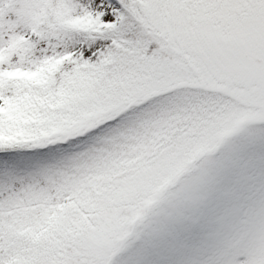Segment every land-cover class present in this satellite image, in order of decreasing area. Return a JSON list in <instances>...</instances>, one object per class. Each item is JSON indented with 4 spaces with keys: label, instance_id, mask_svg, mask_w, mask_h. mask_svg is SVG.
I'll return each instance as SVG.
<instances>
[{
    "label": "rangeland",
    "instance_id": "obj_1",
    "mask_svg": "<svg viewBox=\"0 0 264 264\" xmlns=\"http://www.w3.org/2000/svg\"><path fill=\"white\" fill-rule=\"evenodd\" d=\"M244 8L250 14L243 18ZM122 9L119 0H0V80L14 71L35 86L43 71L76 61L115 84L108 93H83L80 102L96 112L111 100L141 96L153 78L147 73L187 78L189 65L164 38L170 35L191 55L192 68L238 88L249 104L241 121L234 126L241 107L213 89L157 97L52 157L18 169L0 163V222L18 227L6 208L26 203L18 206L29 221L23 228L39 240L46 203L52 216L67 215L70 225L60 219L52 240L67 251L58 264H188L184 258L197 261L211 244L219 248L195 264H264V0L173 1V27L163 19L165 33L147 36L135 54L111 39L58 35L43 22L62 15L111 30L125 22ZM77 96L73 90L72 99ZM5 110L0 94V114ZM217 115L225 118L210 123ZM159 181L172 183L151 192ZM140 195L144 200L137 201ZM0 230L1 243L7 228Z\"/></svg>",
    "mask_w": 264,
    "mask_h": 264
},
{
    "label": "trees",
    "instance_id": "obj_2",
    "mask_svg": "<svg viewBox=\"0 0 264 264\" xmlns=\"http://www.w3.org/2000/svg\"><path fill=\"white\" fill-rule=\"evenodd\" d=\"M119 1L123 6L120 17L125 22L112 30L92 29L87 24H80L72 17H67L64 20L62 15L46 16L43 22H47L55 28V33L58 35L81 34L86 41L100 38L114 39L122 49L135 54L141 52V45L145 42L148 43L149 36H161L165 33L162 30L163 19L173 25V1L185 5V0ZM242 2L245 5L250 4L249 0H242ZM199 6L202 7L201 4ZM28 11L32 20L37 17L38 14L33 9L29 8ZM129 18L131 22L126 24ZM34 21L36 20L34 19ZM169 47L174 55L179 56L187 64V67L189 65L187 78H184L186 77L184 74L174 71L172 75H168V71L157 75L160 70L155 73L146 72L153 78L146 85V90H143L145 86L136 90H143L141 96L138 98L121 97L117 101L111 100L112 104L109 107L96 112H91L92 109L85 105V101L80 102L81 96L86 92L99 94V91H104V93H108V87H113L114 83L108 76L99 75L98 70L85 69L76 61L62 63L45 70L40 77V83L35 86L30 85L22 75H16L14 78L6 76V79L0 80V94L8 104V110L0 115V138L4 139L0 141V163H8L15 169L27 167L32 163L25 164V162L52 157L58 151L71 148L78 142L97 135L101 129L118 122L121 117L130 112L131 108L148 104L157 97L168 95L180 88L207 89L211 79H216V77L208 79L199 70L192 68L191 58L178 46L170 44ZM226 80L236 95L240 96L238 88L233 86L229 79ZM86 88L87 90L84 91ZM73 90L80 95L77 96L79 104L77 100L72 99ZM99 99L101 101L103 97H99ZM230 102L235 106H241L235 100L231 99ZM244 113L245 108L239 116L235 117L234 126L241 121ZM224 118L225 116L219 115L218 121L217 118H212L210 123L218 125L217 122H222ZM221 125L223 130L229 129L227 123ZM164 182L152 185L151 190H158V185L164 187L172 183L171 181ZM160 191H162V187ZM11 202L15 205L9 204L6 209L16 215L20 223L15 228L14 222H0V227L4 225L7 228L6 236L0 243V264H37V261L43 264L47 260L57 261L58 264L59 258L66 257L67 251L58 245L54 246L52 240L55 233L61 228L60 219L65 224L70 223L68 216L62 213L52 216L50 204L46 203L47 219L46 223L43 222V224L45 223L43 227L46 228L41 227L35 232L46 237L43 236L38 240L28 233V229L23 228L28 226L29 221H24L19 210L20 207L28 204L24 203L20 206L16 205L15 201ZM89 219L95 223V219L90 214ZM183 262L194 264L197 261L187 257L183 259Z\"/></svg>",
    "mask_w": 264,
    "mask_h": 264
}]
</instances>
